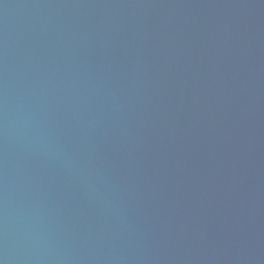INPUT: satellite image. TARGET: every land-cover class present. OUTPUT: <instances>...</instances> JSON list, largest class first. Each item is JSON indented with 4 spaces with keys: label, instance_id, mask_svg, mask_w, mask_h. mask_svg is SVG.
I'll list each match as a JSON object with an SVG mask.
<instances>
[{
    "label": "water",
    "instance_id": "obj_1",
    "mask_svg": "<svg viewBox=\"0 0 264 264\" xmlns=\"http://www.w3.org/2000/svg\"><path fill=\"white\" fill-rule=\"evenodd\" d=\"M0 264H264V0H0Z\"/></svg>",
    "mask_w": 264,
    "mask_h": 264
}]
</instances>
